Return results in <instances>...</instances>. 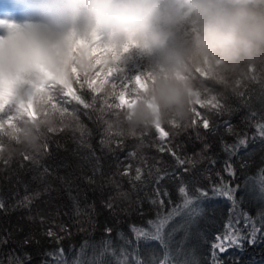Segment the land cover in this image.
Listing matches in <instances>:
<instances>
[{
	"label": "trees",
	"instance_id": "obj_1",
	"mask_svg": "<svg viewBox=\"0 0 264 264\" xmlns=\"http://www.w3.org/2000/svg\"><path fill=\"white\" fill-rule=\"evenodd\" d=\"M246 7L264 17V0ZM194 14L183 21L184 34L194 31ZM146 63L135 68L145 91L126 68L107 89L111 101L87 83L76 85L71 74L73 99L58 86L51 104L37 100L33 124L0 128V264H116L128 244L141 251L140 259L150 249L149 235L141 234L169 218V228L183 227L176 246L183 244L179 257L187 264H264V50L252 60L195 73L200 104L194 107L192 98L186 118L161 121L176 158L159 151L163 139L153 123H137L135 112L115 102L118 94L137 105L152 100L147 90L154 76ZM197 110L211 121L207 132L191 126ZM125 163L134 174L141 171L135 181L120 175ZM226 164L235 169L234 179L224 176L231 192L217 178ZM159 173L167 177L159 187L171 200L163 207L154 194ZM236 220L242 246L232 249L236 237L225 226ZM220 236L233 241L224 253L214 252Z\"/></svg>",
	"mask_w": 264,
	"mask_h": 264
},
{
	"label": "clouds",
	"instance_id": "obj_2",
	"mask_svg": "<svg viewBox=\"0 0 264 264\" xmlns=\"http://www.w3.org/2000/svg\"><path fill=\"white\" fill-rule=\"evenodd\" d=\"M251 2L195 0L189 11L195 12L196 27L179 37L184 16L177 0H66L53 21L61 33L59 53L22 40V54L0 69V100L26 98L29 82L39 86L58 81L69 48L101 37L117 53H135L150 61L154 79L147 95L162 122L186 118L195 73L252 60L264 50V17L247 11ZM154 111L140 103L134 119L151 124Z\"/></svg>",
	"mask_w": 264,
	"mask_h": 264
},
{
	"label": "rangeland",
	"instance_id": "obj_3",
	"mask_svg": "<svg viewBox=\"0 0 264 264\" xmlns=\"http://www.w3.org/2000/svg\"><path fill=\"white\" fill-rule=\"evenodd\" d=\"M177 2L179 4V11L184 16V20L190 18L194 13L193 11H189V6L193 4V0H177ZM65 3L66 0H0V69L5 68L9 62L15 60L22 54V40L33 42L30 38L32 35L29 31L33 29L31 25L41 31L44 37L42 42L43 46L51 48L54 52L59 53L61 33L54 29L53 21L58 12L65 6ZM195 18L196 16L194 14L193 21H191V25H195L194 27H196ZM3 29L7 30L8 34H3L1 32ZM184 31L185 30L180 27L178 29V36L183 37L185 35ZM12 41L16 42L17 48L8 47L9 43ZM83 62H86V64H83ZM144 62H147L145 67L151 68L153 73V66L147 58L135 53H117L107 43H105L101 37H97L94 42L72 46L69 48L67 53L64 54L65 71L58 81L48 82L39 86L29 82L30 87L27 90L26 98L16 100L12 97H7L0 100V128L11 129L12 126L16 127L21 121H25L27 124H33V119L37 118L35 110L37 100L40 101L41 98L47 97L46 101L51 104L50 101H53L56 96L55 95L53 97L55 88L58 86L64 88L63 92L65 97L73 99L75 88L72 85L74 82H76V85L78 82L79 85L87 83L92 89L94 88V90L100 94L104 91L103 93L105 96L102 95V97L111 101L113 100L111 91H107V89L114 86L113 81L117 79V74H122L125 68L126 71H133L132 75L134 74L136 87L145 91L146 82L135 75L136 66L137 69H140V65L142 63L144 64ZM87 64H90V69L87 67ZM71 74L72 76L74 75V82L71 80ZM88 74H90V77L82 81L81 77ZM37 87H39V91L37 90ZM33 99L36 100L35 105L32 104ZM115 102L117 106L129 110L130 113L135 112L138 104L137 99L128 96V94H118L115 98ZM192 102L194 103V107L200 104L199 96L196 93H194ZM62 104L63 103L60 100L59 105ZM146 106L155 110L154 115L156 119L153 123L156 125L154 127L157 129L161 138L164 139L167 134L162 126L161 120L159 119L160 114L159 111L156 110L154 100L146 102ZM190 212H192V210H190ZM187 214H189V208ZM181 218L184 217L181 216L179 219ZM170 220L173 219L169 218V220L162 226H155L152 229L153 232L145 231V233L141 234L143 236H145V234L147 236L149 235V252H151V255L147 256L146 252H144L140 259L136 258V252L141 254V251L136 248L132 250L128 244L126 248L121 249L120 257L122 260L120 263L187 264L181 260L183 257H179V254L183 253L180 251L183 244L181 245V248L176 246V242L180 244L179 239L181 236L185 235L182 229L183 227L181 225L179 230L173 228L175 225L169 228ZM118 245L122 246L123 243ZM235 248L238 247L234 246L232 249ZM62 261L63 262H57L56 264H66L64 260ZM120 263L117 262L116 264Z\"/></svg>",
	"mask_w": 264,
	"mask_h": 264
},
{
	"label": "snow or ice",
	"instance_id": "obj_4",
	"mask_svg": "<svg viewBox=\"0 0 264 264\" xmlns=\"http://www.w3.org/2000/svg\"><path fill=\"white\" fill-rule=\"evenodd\" d=\"M195 119L193 121H191V126L192 127H197V128H203L205 130V132H207L212 124L211 121L204 116L199 110H197V112L195 113ZM169 136H165L163 141L161 142V146L159 148V151L161 152V154H164L165 152H167L168 155L173 156V158H176L177 153L175 151V149H172L171 146H169L170 142L168 140ZM0 148H3V145L0 144ZM49 151V147L47 149ZM24 159H28L27 156L24 157ZM183 168V166H182ZM183 171H187L186 168H183ZM120 175L122 176H127L130 177L131 181H135L136 180V175H141V171H139L138 173L134 174L133 171V166L131 163H125L124 167L120 173ZM224 176H230L233 179L235 178V169L234 167L231 166V164H226L225 165V169H224V174L220 175L219 173H217V178L221 181L222 184H226V190L231 192L232 191V184L230 181L225 182L224 181ZM166 175L164 173H159L158 178L156 180V187L154 188V194H155V198H156V203H158L161 207H163L164 205V201L166 199L169 200V202H171L170 200V194L168 193L167 189H161L159 187L160 181H162L163 179H166ZM176 179H179V176H176ZM237 188L239 187L238 185L236 186ZM216 190V186L213 185V191ZM179 194L181 196L186 195V188H184L183 186H181V188L178 190ZM202 192V194L207 195V193L204 190H200ZM228 198V197H225ZM0 207H2V205H0ZM240 227L239 224V220L233 221L231 223L226 224L225 228H226V233L228 231H231L232 235L236 237V243L234 246L237 247H241L242 245L239 243V233H238V229ZM244 227H249V224L247 223V221L244 224ZM108 234H110V229L106 230ZM48 235L50 238L55 236V233L52 232L51 229L48 230ZM57 240H59V237H56ZM250 242H254V241H250ZM215 244L217 245V247L214 248V252H224L228 250V247L230 245H233V241L231 239H225L224 236H220L218 237V239L216 240ZM59 251L62 253L63 249H59Z\"/></svg>",
	"mask_w": 264,
	"mask_h": 264
},
{
	"label": "bare ground",
	"instance_id": "obj_5",
	"mask_svg": "<svg viewBox=\"0 0 264 264\" xmlns=\"http://www.w3.org/2000/svg\"><path fill=\"white\" fill-rule=\"evenodd\" d=\"M31 27L33 28V29H31V30H29L30 31V33H31V39H32V41L34 42V43H37L38 45H42L43 46V44H42V42H43V40H44V37H43V35H42V33H41V31L38 29H36V27H34L33 25H31ZM8 47L10 48V47H16L17 48V44H16V42L15 41H12V42H10L9 43V45H8ZM156 124L155 123H153V126H155ZM156 131H157V129H156ZM157 133H158V131H157ZM159 134V133H158ZM161 137V136H160ZM205 198H207L208 197V195H206V196H204ZM204 198V199H205ZM264 249V248H263ZM146 255L148 256V255H151V252H149V250H147L146 251Z\"/></svg>",
	"mask_w": 264,
	"mask_h": 264
}]
</instances>
